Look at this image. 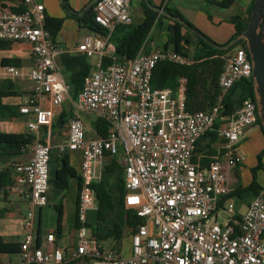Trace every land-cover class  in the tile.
Masks as SVG:
<instances>
[{"label": "built area", "instance_id": "built-area-1", "mask_svg": "<svg viewBox=\"0 0 264 264\" xmlns=\"http://www.w3.org/2000/svg\"><path fill=\"white\" fill-rule=\"evenodd\" d=\"M131 0H96L93 20L107 34L92 31L77 49L99 60L84 77L76 102L81 111L95 113L108 122L106 136H87L83 120L66 121V136L56 144L59 153L81 154L76 218V240L70 256L53 244L43 250L35 242L34 208L47 202L51 128L68 92L56 61L60 49L45 29L44 5L36 0H0V39L30 45L32 65H4L0 78H23L30 91L19 112L27 117L33 135L26 162L11 164L12 185L26 187L28 209L23 217L18 264H67L85 259L89 264H264V186L237 212L236 202L219 200L232 188L230 172L245 160L238 143L257 124L254 99H243L231 113H222V100L239 79L251 77L246 47L238 45L224 56L218 77L220 93L209 110L185 108V78L175 91L151 86L158 61L191 65L194 60L172 49L138 52L132 58L109 55L104 64L109 35L116 25L131 24ZM19 9V10H15ZM213 131L222 141V153L210 156L206 166L192 157L197 139ZM120 155L127 209L141 217L131 232V251L125 256L104 250L88 234L86 212L97 208L94 184L106 156ZM229 200V199H228ZM225 215H221V213Z\"/></svg>", "mask_w": 264, "mask_h": 264}, {"label": "crops", "instance_id": "crops-1", "mask_svg": "<svg viewBox=\"0 0 264 264\" xmlns=\"http://www.w3.org/2000/svg\"><path fill=\"white\" fill-rule=\"evenodd\" d=\"M44 5L45 14L53 17H63L61 28L53 38L54 44L61 50L56 56L58 65L61 55L64 53H80L77 47L82 43L85 35L92 30L79 25L78 21L69 15V12L63 9L61 0H36ZM71 9L80 12L87 9L90 0H67ZM145 0H131L130 13L132 25L139 24L144 19V12L141 3ZM154 6L166 5L177 9L181 15L199 31L205 34L209 39L216 43H223L232 35L234 31L233 24L230 21L232 16H239L242 22H247L250 17V7L252 0H224L227 4H220L222 0H147ZM167 20L163 19L159 28L154 27L150 30L147 42L141 52H149L156 48H163L167 39L165 25ZM196 37L192 35V39ZM106 56L114 54V45L108 42L106 46ZM12 53L6 56H16L22 59L23 68L32 65V55L30 45L27 42H13L9 49ZM81 54V53H80ZM91 68L99 60V55L94 54L87 58ZM65 81L66 78L63 76ZM19 89H23L21 96L12 98L14 102L22 103L30 91V83L26 80ZM60 114L64 115L65 122L54 125L51 128V153L49 160V181L47 188V202L44 206L35 207L34 210V232L35 242L43 250L49 247L47 234L53 232V244L60 247L66 256H70L75 245L76 228L78 221L76 218L78 192L80 186V160L79 151H68L66 156L69 167L73 169V174H64V180L56 177V171L62 166L64 153H59L56 144L63 141L66 136V121L74 115L79 116L85 125L86 135L96 136L95 113L81 111L76 99L71 97L68 92L64 101L56 111L54 121ZM27 117L22 115L19 118L0 119V131L26 132L25 125ZM214 133V132H213ZM239 151L245 156V160L233 167L230 172V184L232 190L238 185L245 186L251 181V168L257 165V154L264 148V134L261 132L258 124L247 129L244 136L238 143ZM32 145L22 149L12 159V164L26 162L31 155ZM222 141L216 136L206 132L200 136L194 149L193 161L201 166H206L210 156L215 153H222ZM262 167L257 169L261 174H256L257 183L260 187L264 186V162ZM100 182L111 194L112 209L107 210L102 218L97 216V208L89 209L86 212V225L88 234L94 236L93 231L104 233L117 225L120 229L117 236H110L104 239H98L100 247L104 250H116L122 255H129L131 251L130 236L133 226L127 223V208L123 203L124 189L121 179L123 178L122 161L120 155L114 157L106 156L100 167ZM26 187L12 185L5 188L0 195V207L5 208L4 216L0 217V236L7 241H20L23 236V217L28 209L26 197ZM253 196L238 200L237 212L240 214L245 209L247 203ZM98 205V204H97ZM60 215V222L58 216ZM73 260V259H72ZM76 264H89L85 259H74ZM18 253H0V264H18Z\"/></svg>", "mask_w": 264, "mask_h": 264}, {"label": "trees", "instance_id": "trees-1", "mask_svg": "<svg viewBox=\"0 0 264 264\" xmlns=\"http://www.w3.org/2000/svg\"><path fill=\"white\" fill-rule=\"evenodd\" d=\"M230 0H227V2ZM149 2V1H148ZM63 9L69 12V15L74 17L79 25L86 27L92 31L107 34V31L102 29L93 20L92 7L89 6L79 14L77 11L71 9L67 0H61ZM145 1L141 3L144 19L141 23L119 24L114 27L109 35V41L114 45V56L118 59L132 58L140 52L147 42L149 32L152 28L159 26L162 20H167L165 25L167 31V39L164 43L163 49H172L173 51L190 56L194 62L191 65H179L170 61H158L152 71L151 86L154 88L170 87L173 91L179 85V78H185V108L188 111L209 110L216 104L220 88L218 86V77L224 64V56L238 45L245 46V40L239 38L234 44L227 48H219L210 45L204 38L209 39L205 34L199 31L193 24L188 22L181 13L172 7L166 5L154 6ZM220 4H227L222 0ZM254 5V0L251 2L250 13ZM154 7H161L167 14L159 12ZM19 10V9H15ZM63 17H53L45 15V29L48 30L53 39L56 33L61 28ZM181 20V22L179 20ZM233 24L234 31L232 35L223 43H216L224 46L228 44L235 36L241 33L247 22H242L239 16H232L230 18ZM188 26V28L186 27ZM196 30L195 34L191 29ZM192 35L195 40L192 39ZM11 41L0 39V50H9L11 48ZM104 64L110 63L111 58L108 56L102 57ZM1 66L12 65L15 67H22V59L16 56H3L0 60ZM60 64L62 66L61 72L66 78L71 97L77 99L83 84L84 77L90 72L91 64L87 57L83 54H69L61 55ZM22 91L19 86L10 78H0V119L19 118L23 114L19 112L20 102H14L11 99L21 96ZM246 98L253 99V85L252 78L237 80L230 90L225 94L222 100V113L228 114L233 112L239 103ZM65 122L64 115L60 114L53 121L52 127L57 124ZM257 124L264 134V130L260 124L259 117H257ZM95 131L100 136H106L109 122L102 116H97L94 122ZM214 134L213 131H208ZM33 140V135L26 132H12L0 131V195L5 188L12 184L11 178V164L12 159L22 152V149L30 145ZM264 148L257 154V165L251 168V181L245 185H238L231 192L219 200V206H222L226 200L244 199L249 196H254L260 190V186L256 179V170L262 167V154ZM73 169L69 167L66 152L62 158V166L56 171V177L65 182L64 174H73ZM122 187L124 189V181L121 179ZM97 192V216L102 218L105 211L112 209L111 194L106 190L104 185L98 181L94 184ZM5 208L0 207V217L4 216ZM127 223L135 227L142 221L141 217L137 216L132 209L126 211ZM60 222V215L58 216ZM120 229L114 225L111 229L104 233L93 231L95 238L98 240L110 236H117ZM264 235V233H263ZM38 244V243H37ZM20 249V241H7L0 236V253H18ZM76 260H70L67 264H76Z\"/></svg>", "mask_w": 264, "mask_h": 264}, {"label": "water", "instance_id": "water-1", "mask_svg": "<svg viewBox=\"0 0 264 264\" xmlns=\"http://www.w3.org/2000/svg\"><path fill=\"white\" fill-rule=\"evenodd\" d=\"M95 1L96 0H90L87 8ZM145 2L150 5L147 0H145ZM153 8L166 14L161 7L153 6ZM78 13L82 14L83 11ZM179 21L181 22V20ZM186 27L188 28L187 25ZM191 31L199 35L194 29H191ZM239 38L245 40V46L251 60L253 99L256 104L260 124L264 130V0H254V5L245 29L235 36L228 44L220 46L206 38L204 39L212 46L227 48L234 44Z\"/></svg>", "mask_w": 264, "mask_h": 264}, {"label": "rangeland", "instance_id": "rangeland-1", "mask_svg": "<svg viewBox=\"0 0 264 264\" xmlns=\"http://www.w3.org/2000/svg\"><path fill=\"white\" fill-rule=\"evenodd\" d=\"M234 48V47H233ZM232 48V49H233ZM9 53H12L11 51H9V50H0V60H1V58L3 57V56H6L7 54H9ZM0 67H1V64H0ZM12 81H14L18 86H22L23 87V84L22 83H25V81H26V79H23V78H14V79H11ZM22 91V93H23V89L21 90ZM262 160H263V162H264V153L262 154ZM256 174H261V172L259 171V170H256ZM229 201L230 200H227L226 202H225V207H227L228 206V204H229ZM242 212H244V210L242 211ZM221 215H225V213H221Z\"/></svg>", "mask_w": 264, "mask_h": 264}]
</instances>
